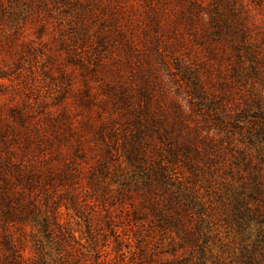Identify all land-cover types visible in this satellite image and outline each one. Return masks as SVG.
Returning <instances> with one entry per match:
<instances>
[{"label": "trees", "instance_id": "1", "mask_svg": "<svg viewBox=\"0 0 264 264\" xmlns=\"http://www.w3.org/2000/svg\"><path fill=\"white\" fill-rule=\"evenodd\" d=\"M66 1L0 0L1 48L15 57L42 38L45 46L46 15ZM72 1L80 31L73 27L72 40L43 56L52 64L67 52L68 63L104 82L94 91L83 78L86 116L74 119L62 108L63 128L52 139L21 111L14 113L21 130L1 128L0 218L33 228L42 219L49 228L62 206L85 216L89 249L66 248L63 264H264V66L240 27L237 0H190V39L201 45L187 75L190 124L182 105L173 113L165 108L154 61L161 52L154 44L148 56L140 47L134 10H118L114 0ZM91 39L94 55L76 58L69 42ZM141 58L135 82L139 76L128 69L141 67ZM180 165L190 181L178 175ZM110 183L117 186L112 193ZM128 231L137 239L125 250ZM152 233L167 247L151 249L144 237ZM0 234V264H24L6 227Z\"/></svg>", "mask_w": 264, "mask_h": 264}, {"label": "rangeland", "instance_id": "2", "mask_svg": "<svg viewBox=\"0 0 264 264\" xmlns=\"http://www.w3.org/2000/svg\"><path fill=\"white\" fill-rule=\"evenodd\" d=\"M200 1L210 3V0ZM237 2L241 8L239 10L240 27H243L244 31L254 39L255 51L264 66V0H237ZM131 4L133 5L131 6ZM124 6L129 11L130 9L134 10L133 16L136 22L142 23L136 33L141 41L140 47L148 50V56H152L154 44L161 52L160 59L155 57L154 61L157 65V72L163 81L161 89L166 97L165 108L173 113L175 107L182 105L188 114V123L190 124V80H188L190 60L194 50L201 49V45H195L194 40L190 39V0H114L112 4V7H116L118 10ZM74 7L73 1L67 0L66 4L55 10L51 16L46 15L50 26L48 34L44 36L47 42L45 46L42 38L40 42L33 43V46H28V50H22V53L15 57L8 53V49L0 46V130L4 125L16 129V131L21 130L14 118V113L21 111L27 116L28 122L38 128H43L46 136L52 139V133H56V131L61 133L59 128H63V122H59V113L62 108L65 107L74 119L86 116L85 108L80 102L84 87L83 78L88 77L93 83L94 91H99L104 82L103 77L95 79L91 74L84 73L78 65L76 67V65L68 63L67 52H63L64 55L61 58L57 56L52 64L47 63L43 56L44 53H49L50 49L57 53L56 50L60 48L58 45L61 44V41L72 40L74 38L72 37L74 31H71L73 27L76 31H80ZM13 9L15 13L21 10H17L15 7ZM101 22L102 20H98L97 24L99 25ZM157 23H161V28L156 27ZM145 25L150 27L147 32L151 36L149 41L145 38ZM34 30L33 28L28 30L29 39H35L37 32ZM69 45L76 51V58L86 59L95 53L96 43L92 39L84 43L78 42L75 46L69 42ZM16 48L21 49L22 45L20 44ZM109 51L103 55V58L112 55ZM144 56V54L140 55V57ZM110 59L105 61L111 64ZM139 61L141 67L134 63L128 69V73L132 71L135 76L142 75L145 61L142 58ZM2 76L5 78L3 79ZM140 76L133 81H139ZM93 112L95 115L96 110L94 109ZM52 124H54L53 128ZM60 124L62 126H58ZM85 135L89 136L86 132ZM177 171L178 175L182 173L180 176H186L185 178L190 181V175L187 172L183 173L184 169L181 165ZM110 185L113 184L110 183ZM116 189L117 186H111V193ZM59 196L63 197L64 194ZM54 197H58V195H54ZM86 197L87 195L82 198L84 203L91 201L90 198L85 200ZM50 206L52 207V204ZM86 209L85 215L88 216L94 207L90 203ZM38 222L40 223L39 227L33 228L32 222L13 223L5 220L4 217L0 218V227H6L8 230L24 264H63L62 258L66 248H81L83 246L84 249H89L88 222L85 216L62 206L58 222L52 223L49 228L44 227L42 219H39ZM123 226L121 225L119 232ZM103 232L109 234V231L105 229ZM122 234L125 250L136 244L137 236L133 232H122ZM144 239L153 250L160 249L162 246L167 247L168 240L159 233L147 234ZM112 247L113 244L109 250ZM2 256L0 252V261ZM113 256V254L110 255V257Z\"/></svg>", "mask_w": 264, "mask_h": 264}]
</instances>
